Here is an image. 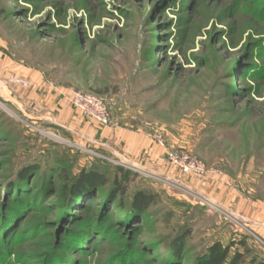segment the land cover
Instances as JSON below:
<instances>
[{"label": "rangeland", "instance_id": "rangeland-1", "mask_svg": "<svg viewBox=\"0 0 264 264\" xmlns=\"http://www.w3.org/2000/svg\"><path fill=\"white\" fill-rule=\"evenodd\" d=\"M73 92L100 98L108 123L81 115ZM106 128L145 137L149 158L134 165L103 151ZM174 154L204 175L171 165ZM90 164L110 179L114 168L130 171L129 193L156 199L132 234V264H160L166 242L185 233L177 264L215 245L228 260L264 264V0H0V220L16 189L35 199L33 212L0 230V264L45 262L65 227L61 179L43 174ZM28 165L37 173L19 183ZM109 212V237L72 264H108L122 252L125 213L117 204Z\"/></svg>", "mask_w": 264, "mask_h": 264}, {"label": "trees", "instance_id": "trees-1", "mask_svg": "<svg viewBox=\"0 0 264 264\" xmlns=\"http://www.w3.org/2000/svg\"><path fill=\"white\" fill-rule=\"evenodd\" d=\"M38 167L35 165L22 167L18 172V182L24 183L28 178L34 177ZM108 174L107 170L102 171L92 164L81 167L76 174H71L66 169L56 170L54 167L46 169L42 182H47V178H53L55 175L61 179V187L57 195L60 198L59 224L60 227H65L61 232L62 237H65L62 241H56L51 254L43 264H72L70 256L72 258L77 254L90 255L92 245H102L111 231L112 217L109 209L114 204H117L125 213L118 226L126 241L124 249L117 255L119 257L110 258L108 264H132L136 243L132 234L140 232L138 226L143 224L147 211L155 204L156 199L143 190L129 193L127 185L135 178L130 171L117 167L114 168L112 179ZM8 188L14 191V187L9 186ZM20 191L23 190L20 189ZM14 193L10 194L12 199L11 201L9 199V205L3 206L4 211H7L4 215L2 214L0 220V230L3 235L7 233L8 224L6 222L11 223L13 219H18L22 212L26 213L25 217L33 212L31 207L35 199L32 198L29 201L23 199L28 196V191L26 193L17 192L16 189ZM18 193L23 197H18ZM93 194L98 195L95 198ZM92 202L91 206H85L86 203ZM96 208H99V211L95 217H84ZM70 226L73 228L70 229ZM187 237L188 233L174 235L164 245L165 252L162 258H154L153 261L160 264H177L183 259L184 241ZM10 238L13 239L12 236ZM117 258L119 261L116 260ZM240 259V255H235L228 260V250L215 245L205 257L193 264H240Z\"/></svg>", "mask_w": 264, "mask_h": 264}, {"label": "crops", "instance_id": "crops-1", "mask_svg": "<svg viewBox=\"0 0 264 264\" xmlns=\"http://www.w3.org/2000/svg\"><path fill=\"white\" fill-rule=\"evenodd\" d=\"M25 76L29 79H33L31 73H25ZM41 84V82L36 81V86H40ZM100 135L101 140L106 143V146H104L102 150L115 157L117 160L119 159L126 161V163L138 165L135 162H140L143 156L149 158L150 153H148V150L150 148L145 137H137L134 133L121 128L102 129ZM151 152L152 158L158 159V157L161 156V151L159 150L152 149ZM145 160L148 161V159ZM140 163H142V161Z\"/></svg>", "mask_w": 264, "mask_h": 264}, {"label": "built area", "instance_id": "built-area-1", "mask_svg": "<svg viewBox=\"0 0 264 264\" xmlns=\"http://www.w3.org/2000/svg\"><path fill=\"white\" fill-rule=\"evenodd\" d=\"M69 100L72 106L86 118L92 119L100 124H107L109 115L103 101L91 94L73 92L69 95ZM168 161L171 165L179 168L184 173L195 174L196 176H203L205 169L195 160L181 157L179 155H169ZM132 171H138L133 169Z\"/></svg>", "mask_w": 264, "mask_h": 264}]
</instances>
